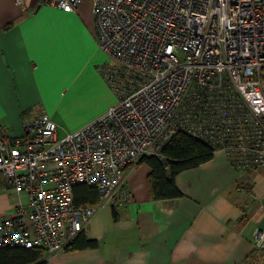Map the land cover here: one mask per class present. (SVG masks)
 <instances>
[{"label": "built area", "instance_id": "obj_1", "mask_svg": "<svg viewBox=\"0 0 264 264\" xmlns=\"http://www.w3.org/2000/svg\"><path fill=\"white\" fill-rule=\"evenodd\" d=\"M38 1L73 12L85 0ZM87 1L115 101L63 136L47 114L24 122L22 137L0 125V191L27 197L0 218V246L38 248L44 258L99 208L126 205V169L159 156L177 132L237 171L264 169V0ZM76 185L95 188L97 204L76 206ZM252 246L264 260V229Z\"/></svg>", "mask_w": 264, "mask_h": 264}, {"label": "crops", "instance_id": "obj_2", "mask_svg": "<svg viewBox=\"0 0 264 264\" xmlns=\"http://www.w3.org/2000/svg\"><path fill=\"white\" fill-rule=\"evenodd\" d=\"M0 0V125L22 137L24 122L47 114L63 136L98 117L115 96L100 67L110 65L95 41L89 1L73 12L23 0ZM99 104V107H97ZM95 105V108L91 109ZM84 114V115H83ZM150 166L125 171L129 202L101 207L84 233L96 247L64 251L45 264H260L253 236L264 229V169L240 172L221 153L174 177L181 196L152 199ZM0 191V218L26 203Z\"/></svg>", "mask_w": 264, "mask_h": 264}, {"label": "trees", "instance_id": "obj_3", "mask_svg": "<svg viewBox=\"0 0 264 264\" xmlns=\"http://www.w3.org/2000/svg\"><path fill=\"white\" fill-rule=\"evenodd\" d=\"M213 148L204 141L183 132H177L164 146L159 156H143L138 163L150 166L147 177L149 196L152 199H171L181 193L174 184L179 172L193 168L210 160ZM73 200L76 206L95 205L98 193L95 188L85 185L73 187ZM96 247V241L86 238L84 231L64 246V251H76ZM0 264H45L43 251L38 248L0 246Z\"/></svg>", "mask_w": 264, "mask_h": 264}, {"label": "rangeland", "instance_id": "obj_4", "mask_svg": "<svg viewBox=\"0 0 264 264\" xmlns=\"http://www.w3.org/2000/svg\"><path fill=\"white\" fill-rule=\"evenodd\" d=\"M108 61H110V59L108 58ZM115 96V95H114ZM115 101V100H114ZM97 107H99V104H97ZM95 108V105L93 107H91V109ZM84 115V114H83ZM61 136V135H59Z\"/></svg>", "mask_w": 264, "mask_h": 264}, {"label": "water", "instance_id": "obj_5", "mask_svg": "<svg viewBox=\"0 0 264 264\" xmlns=\"http://www.w3.org/2000/svg\"><path fill=\"white\" fill-rule=\"evenodd\" d=\"M260 264H264V261L262 263H260Z\"/></svg>", "mask_w": 264, "mask_h": 264}]
</instances>
